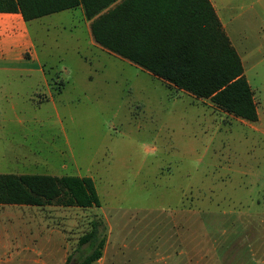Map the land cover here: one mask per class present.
<instances>
[{
  "label": "rangeland",
  "instance_id": "1",
  "mask_svg": "<svg viewBox=\"0 0 264 264\" xmlns=\"http://www.w3.org/2000/svg\"><path fill=\"white\" fill-rule=\"evenodd\" d=\"M257 102L247 122L89 46L80 13L29 22L40 74L0 72V174L92 179L100 206L0 205V264H264V0H219Z\"/></svg>",
  "mask_w": 264,
  "mask_h": 264
},
{
  "label": "trees",
  "instance_id": "2",
  "mask_svg": "<svg viewBox=\"0 0 264 264\" xmlns=\"http://www.w3.org/2000/svg\"><path fill=\"white\" fill-rule=\"evenodd\" d=\"M81 8L93 41L160 79L167 87L247 122L258 114L241 60L209 0H0V13L25 22ZM99 207L89 177L0 174V205ZM105 227L91 223L77 245L90 246L77 264L102 256ZM70 261L66 258L65 264Z\"/></svg>",
  "mask_w": 264,
  "mask_h": 264
},
{
  "label": "crops",
  "instance_id": "3",
  "mask_svg": "<svg viewBox=\"0 0 264 264\" xmlns=\"http://www.w3.org/2000/svg\"><path fill=\"white\" fill-rule=\"evenodd\" d=\"M209 2L214 9L215 14L221 26L223 27L224 32L226 33V26L228 22H226L224 13H223L225 6L219 0H209ZM73 10L78 11L80 13V15L78 16V19L79 21H82L83 29L85 30L88 41H89L88 42L89 46L92 48L98 49L99 51H102L108 55H112L114 57L120 58L106 51L105 49H103L102 47H100L93 41V38L90 32V27H89L90 21H87L84 18L83 11L80 7L77 9H73ZM54 14H57V13H54ZM47 16H50V15H47ZM47 16H43V17H47ZM43 17L34 19V20H40ZM34 20H31V21H34ZM31 21L25 22L19 13H0V72L1 73L16 72V73L40 74L41 77L44 79L42 63L35 50V46L32 41L29 28H28V24ZM227 37L230 40L228 35ZM230 42L233 46V43L231 40ZM236 53L238 54L237 51ZM239 58L243 66V74L246 79L244 64L240 56ZM252 94H253V101L256 104V111H257V102H256L253 92ZM100 259L92 264H99Z\"/></svg>",
  "mask_w": 264,
  "mask_h": 264
},
{
  "label": "built area",
  "instance_id": "4",
  "mask_svg": "<svg viewBox=\"0 0 264 264\" xmlns=\"http://www.w3.org/2000/svg\"><path fill=\"white\" fill-rule=\"evenodd\" d=\"M264 23V22H263Z\"/></svg>",
  "mask_w": 264,
  "mask_h": 264
}]
</instances>
